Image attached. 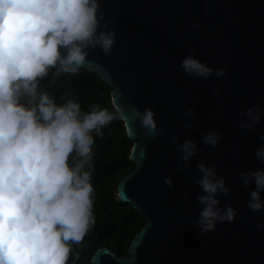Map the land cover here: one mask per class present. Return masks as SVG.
<instances>
[{"label": "water", "instance_id": "1", "mask_svg": "<svg viewBox=\"0 0 264 264\" xmlns=\"http://www.w3.org/2000/svg\"><path fill=\"white\" fill-rule=\"evenodd\" d=\"M100 11L115 28L116 42L108 54L89 47L79 69L97 74L111 89L114 110L123 109L134 168L119 180L116 193L146 223L128 257L104 247L90 264H264V229L256 227L264 213L247 208L249 192L238 176L264 168L255 154L264 144V117L251 130L238 126L250 122L243 110L264 108V0H101ZM189 54L227 71L186 75L180 65ZM146 107L155 111L153 131L137 115ZM210 130L222 134L216 147L202 140ZM188 138H195L199 151L185 167L177 145ZM202 158L230 187L226 196L217 194L219 207L238 210L235 222L218 221L208 232L197 223L204 207L197 197L205 193L196 182ZM112 231L110 222L94 227L98 239ZM69 243L66 264H75L80 253Z\"/></svg>", "mask_w": 264, "mask_h": 264}, {"label": "clouds", "instance_id": "2", "mask_svg": "<svg viewBox=\"0 0 264 264\" xmlns=\"http://www.w3.org/2000/svg\"><path fill=\"white\" fill-rule=\"evenodd\" d=\"M100 8L101 0H0V264H66L69 241H81L95 223L92 133L103 136L105 126L124 118L123 109L110 112L94 104L82 112L77 99L58 104L47 90L38 89L58 63L53 75L78 72L89 47L112 51L116 30ZM192 27L200 25L193 22ZM180 66L186 75L204 78L227 71L191 54ZM137 115L142 126L155 130L154 109ZM240 115L250 122L241 120L238 126L251 130L264 117V108L254 104ZM221 138L210 130L202 140L216 147ZM259 139L264 141V133ZM177 147L185 167L199 151L195 138ZM255 154L264 164V144ZM197 167L202 176L196 182L205 193L197 197L204 205L197 221L202 232L213 231L218 221L235 222L236 208L219 207L217 194L230 192L225 177H217L215 165L203 158ZM238 176L249 192L247 208L264 213V168L241 170ZM164 182L172 185L170 177ZM256 227L264 229V220Z\"/></svg>", "mask_w": 264, "mask_h": 264}, {"label": "trees", "instance_id": "3", "mask_svg": "<svg viewBox=\"0 0 264 264\" xmlns=\"http://www.w3.org/2000/svg\"><path fill=\"white\" fill-rule=\"evenodd\" d=\"M59 67L58 63L49 69L48 76L41 79L38 91L47 90L58 104L68 98L77 99L82 112L91 110L94 104L116 112L111 104V89L97 74L79 69L76 73L53 75ZM103 132V136L96 135L95 130L92 133L95 137L91 161L95 223L81 241L73 242L76 251L82 254L77 264H89L94 253L104 247L121 257L128 256L130 243L146 223L131 205L120 202L116 193L119 180L134 168L129 159L133 142L128 139L121 119H114ZM69 162H73L71 158ZM109 222L113 225L112 233L98 239L94 235L95 225Z\"/></svg>", "mask_w": 264, "mask_h": 264}, {"label": "flooded vegetation", "instance_id": "4", "mask_svg": "<svg viewBox=\"0 0 264 264\" xmlns=\"http://www.w3.org/2000/svg\"><path fill=\"white\" fill-rule=\"evenodd\" d=\"M78 253H80V252H78ZM116 256L119 257V258H126V257H128V256H126V257H121V256H119V255H117V254H116ZM81 257H82V254L80 253V257H79V259L77 260V262H76L75 264H77V263L80 262ZM89 264H90V263H89Z\"/></svg>", "mask_w": 264, "mask_h": 264}]
</instances>
